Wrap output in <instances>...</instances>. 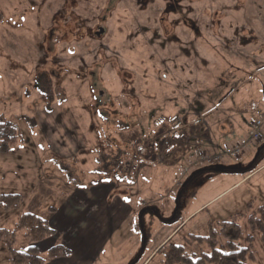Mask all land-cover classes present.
Instances as JSON below:
<instances>
[{"label": "rangeland", "instance_id": "1", "mask_svg": "<svg viewBox=\"0 0 264 264\" xmlns=\"http://www.w3.org/2000/svg\"><path fill=\"white\" fill-rule=\"evenodd\" d=\"M207 39L252 64L220 63L227 68L221 91L232 83L239 90L227 102L228 117L260 119L264 72L255 67L264 55V0H0V122L11 123L18 140L0 153V196H21L18 206L0 204V229L14 230L21 212L49 219L59 193L102 187L112 200L124 192L140 211L113 233L97 264H141L150 255L147 264H161L157 252L168 240L183 245L189 235L207 236L209 223L216 230L246 215L250 202L264 206V150L254 161L250 144L213 169L223 173L203 171L187 183L197 151L173 148L170 118L183 122L182 110L192 117L211 108L198 83L215 67L199 57L212 63ZM139 133L147 143L138 154L148 155L140 164L132 156ZM168 231L175 234L163 242ZM52 242L38 252L45 256ZM260 245L254 264H264ZM16 248H25L22 237ZM0 264H8L1 242Z\"/></svg>", "mask_w": 264, "mask_h": 264}, {"label": "crops", "instance_id": "2", "mask_svg": "<svg viewBox=\"0 0 264 264\" xmlns=\"http://www.w3.org/2000/svg\"><path fill=\"white\" fill-rule=\"evenodd\" d=\"M199 36L201 38L206 37L205 34ZM209 36L215 37L214 34ZM209 41L207 39L206 44H209ZM210 43L212 46H203L206 53L213 54L212 63L200 55L199 57L204 66L207 63L208 65L215 64V67L213 71L205 69L203 76H206V78H203L202 81L198 80V83L204 89L200 96L209 103L211 108L206 106V108H203L205 109L204 111L198 107V111H196L195 107L193 110L196 112L195 116H192L193 118L189 116L192 115L191 111L186 112L182 110L181 113H183L184 118L183 127L173 135V143L175 142L173 148L191 145L194 151L199 147L208 155L214 154L223 147L230 146L238 140L245 138L253 124L252 121L248 122L244 118L241 119V122H235L232 116L228 117L227 102L232 95L237 94L239 91L234 83H232L233 87L227 94L224 95L221 91L226 84L223 77L227 75L224 71L227 68H222L221 64L227 61L229 63L232 60L233 62H237L240 68L250 67L252 64L247 60L248 56H245V53L241 57L231 52L229 53L227 46H221L214 40L210 41ZM197 46L202 47L200 45ZM257 58L260 60L255 69L259 73L264 72V55L260 54ZM180 61L184 62L182 58ZM209 76L212 77L211 80L208 79ZM217 78L218 82H216ZM214 100L215 102L212 103ZM257 108V106H253L251 109L256 110ZM263 113L264 110L260 114L263 115ZM201 117L203 119H200ZM206 118H210L213 123L209 124ZM263 134L264 129L262 131ZM158 146L159 143H156V148ZM202 170H197L192 174L202 173ZM188 172L189 170L186 174H191V171ZM59 196L62 198L60 208L58 210L54 209V213H51L49 219H47V222L55 231V236L50 238L53 242L48 248L53 247L58 242L70 249L72 255L69 258L49 260L46 264H97L99 255L105 251L108 243L114 237L113 233H117L125 220L130 219L135 213H139L140 211L139 203H132L130 200L125 201L124 192L120 195L122 199L116 196L119 199L112 200L113 195H111V191L102 187L100 189H72L65 193H59ZM171 196H174V193H169L168 198H171ZM151 199L152 201L149 204L156 201L154 196ZM147 208H149V205L145 209ZM163 227H167V224L163 225ZM174 234L175 232L168 231L162 239L163 242L172 238ZM152 256L150 255L145 258L141 264H147Z\"/></svg>", "mask_w": 264, "mask_h": 264}, {"label": "trees", "instance_id": "3", "mask_svg": "<svg viewBox=\"0 0 264 264\" xmlns=\"http://www.w3.org/2000/svg\"><path fill=\"white\" fill-rule=\"evenodd\" d=\"M1 129L5 132L0 134V153L5 154L18 140L15 134L16 129L11 123L1 121ZM140 135V133L137 135L135 155H132L137 158L141 157L138 154L139 148H144V143H147V138H141ZM133 140L134 137L131 138V141ZM253 148H257L254 158L257 154V157L260 158L264 150V144ZM127 154V157H132L131 154ZM146 157L148 155H143L139 164L143 163L142 161ZM254 166L239 171V175L253 173L256 170ZM213 169L206 167L202 172L213 171ZM196 175L187 174L188 177L187 180L184 179L185 182L190 183ZM183 188L181 186V189L178 190V203ZM20 202L21 196L19 195L0 196V204H3L6 208L18 206ZM49 211L54 213L55 210L50 208ZM246 213V215L233 216L231 221L219 224L216 230L211 228L209 223V234L207 236L189 235L184 238L183 245H177L172 240H168L157 252L161 255V264H254L258 257H256L254 247L256 241L261 243L260 247L264 252V206H254L253 202H250L247 205ZM242 218H245L243 229L239 225ZM14 225V230L0 229V242L6 249L8 264H46L49 260L71 257V250L62 244H56L48 249L45 256L38 252V244L55 236V231L47 220L29 212H21L18 214ZM19 237H22L25 242L23 250H17L16 248ZM136 263L137 261L134 262V264Z\"/></svg>", "mask_w": 264, "mask_h": 264}, {"label": "built area", "instance_id": "4", "mask_svg": "<svg viewBox=\"0 0 264 264\" xmlns=\"http://www.w3.org/2000/svg\"><path fill=\"white\" fill-rule=\"evenodd\" d=\"M183 126L182 120L177 116L170 118V127L173 133L178 132ZM264 128V115L253 122L246 138L238 140L231 146H226L212 155L205 154L201 148L197 147V156L193 160L191 167L199 168L201 166L215 167L221 165L226 158L239 159L247 147L252 144L259 146L263 143L262 130ZM142 153V151H141Z\"/></svg>", "mask_w": 264, "mask_h": 264}, {"label": "water", "instance_id": "5", "mask_svg": "<svg viewBox=\"0 0 264 264\" xmlns=\"http://www.w3.org/2000/svg\"><path fill=\"white\" fill-rule=\"evenodd\" d=\"M102 32H103V31H102L101 29H99V32L97 33V35L101 34ZM258 152H259V150H258ZM257 156H258V154H257L256 157L254 158V161L256 160ZM254 161L252 162V164L254 163ZM216 168H221V166H218V167H216ZM214 169H215V168H214ZM213 171H216V170H213ZM216 172H220V173H222V172H224V171H216Z\"/></svg>", "mask_w": 264, "mask_h": 264}]
</instances>
